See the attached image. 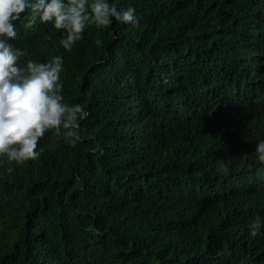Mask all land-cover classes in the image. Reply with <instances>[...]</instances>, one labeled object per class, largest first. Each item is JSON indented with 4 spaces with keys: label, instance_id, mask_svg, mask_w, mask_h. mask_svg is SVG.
Listing matches in <instances>:
<instances>
[{
    "label": "trees",
    "instance_id": "1",
    "mask_svg": "<svg viewBox=\"0 0 264 264\" xmlns=\"http://www.w3.org/2000/svg\"><path fill=\"white\" fill-rule=\"evenodd\" d=\"M71 52L29 18L21 62L64 57L83 140L0 159V264H264V0H115ZM225 164L229 175L218 171Z\"/></svg>",
    "mask_w": 264,
    "mask_h": 264
},
{
    "label": "clouds",
    "instance_id": "2",
    "mask_svg": "<svg viewBox=\"0 0 264 264\" xmlns=\"http://www.w3.org/2000/svg\"><path fill=\"white\" fill-rule=\"evenodd\" d=\"M22 14L30 21L25 27L39 20L62 30L60 43L69 52L89 26L102 29L117 22H138L134 6L118 7L115 0H0V159L17 165L41 156L39 142L51 130L77 146L83 140L81 121L90 115L82 103L66 102L63 56L21 62L26 53L12 41ZM256 159L264 163V139L256 144ZM218 171L230 174L223 163ZM249 228L253 236L262 234L264 217L257 216Z\"/></svg>",
    "mask_w": 264,
    "mask_h": 264
}]
</instances>
